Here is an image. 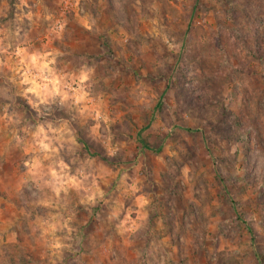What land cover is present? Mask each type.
I'll return each mask as SVG.
<instances>
[{
    "label": "rangeland",
    "instance_id": "1",
    "mask_svg": "<svg viewBox=\"0 0 264 264\" xmlns=\"http://www.w3.org/2000/svg\"><path fill=\"white\" fill-rule=\"evenodd\" d=\"M0 264H264V0H0Z\"/></svg>",
    "mask_w": 264,
    "mask_h": 264
}]
</instances>
